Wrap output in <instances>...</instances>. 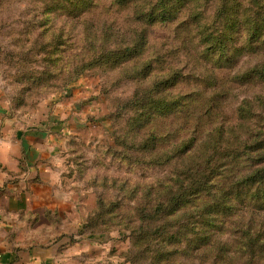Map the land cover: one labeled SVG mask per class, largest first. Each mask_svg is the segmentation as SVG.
<instances>
[{
	"label": "rangeland",
	"instance_id": "374dc122",
	"mask_svg": "<svg viewBox=\"0 0 264 264\" xmlns=\"http://www.w3.org/2000/svg\"><path fill=\"white\" fill-rule=\"evenodd\" d=\"M222 2L184 0L175 20L146 26L132 56L106 58L135 44L146 3L0 0L1 104L21 122L50 114L63 98L75 107L62 156L85 217L59 251L80 243L86 252L77 264H264L241 245L249 227L264 231V204L245 188L232 195L233 214L218 216L221 242L207 252L194 242L199 228L211 227V199L196 197L189 185L200 175L185 171L201 167L211 183L220 122L241 131L264 124V80L246 75L264 65V0H226V11ZM250 20L260 25L254 35ZM219 35L235 38L221 57L211 46ZM183 187L191 195L180 200ZM222 241L232 243L224 260L213 249Z\"/></svg>",
	"mask_w": 264,
	"mask_h": 264
},
{
	"label": "crops",
	"instance_id": "0c3cea01",
	"mask_svg": "<svg viewBox=\"0 0 264 264\" xmlns=\"http://www.w3.org/2000/svg\"><path fill=\"white\" fill-rule=\"evenodd\" d=\"M73 108L63 98L21 122L0 102V264H77L85 255L80 243L59 251L85 217L64 175Z\"/></svg>",
	"mask_w": 264,
	"mask_h": 264
},
{
	"label": "trees",
	"instance_id": "16d2710c",
	"mask_svg": "<svg viewBox=\"0 0 264 264\" xmlns=\"http://www.w3.org/2000/svg\"><path fill=\"white\" fill-rule=\"evenodd\" d=\"M113 1L119 6V8H125L131 0ZM183 1L184 0H141V2L146 3L148 7L145 9L142 4L139 7L140 10L137 14H139L140 18L145 21H143L140 28L134 29L135 37L133 41H135V44L133 46L120 45L119 47H115L117 51L114 50L115 52H111L110 54L105 55V57L110 58L113 55H121L123 58H127L132 56L136 50L142 47L141 41L144 39L143 34L146 32V26L155 22H169L175 20L180 2ZM221 1L223 2L220 10L226 11L227 7L224 4L226 0ZM230 10V15H232L235 11L234 9L232 11V8ZM251 11H254V9L247 8L245 16L250 17ZM249 23L250 24L246 25L247 30L252 31V35L256 34L260 29L259 23L255 20L252 22L250 20ZM234 41V37H228L227 40H225L222 35H219L211 39V46L215 50L221 51V54L218 55L221 57V55H225L228 47L234 44ZM249 41L250 43H248L247 46L251 47L255 44L254 41ZM230 51L231 50H229L228 53H230ZM246 75L264 80V65H258L250 69L246 72ZM139 107H141V105ZM243 110L244 106L240 109L241 121L245 118L242 115ZM220 123V125L213 129L215 133L211 135V148L213 149L211 152V158L214 160V165L211 169V183L207 181V177L205 176L206 170L201 167L187 169L184 173L185 177L189 179L200 175L198 181L195 182L194 185H189V188L194 187L197 189L196 197L201 198V196H206L211 199V204H207L208 209L211 207V218H205V222L211 221V227H207V224H204L203 227L196 231L194 239V242L197 244V249H203L205 252L208 251L206 248H211V243H216L217 240L221 242L219 235L216 232V229L221 228V222L218 216L220 214L226 216L233 214L231 213L232 206L234 207L232 195L235 191L237 192L235 198H238V192L241 188L248 189L253 192L252 196L256 199L255 202L261 201L262 204H264V124L260 123V125L253 129L248 126L247 130L241 131L239 130V126L242 124L237 125V123H234L229 130H225L227 122L224 121ZM226 134L228 135L227 138H225ZM251 157H256V160H250ZM245 162L250 163L246 164ZM229 165H233L231 172H234V168L237 170L234 175L230 176V181L227 177V168ZM203 178H206V181ZM241 183H243L244 186ZM190 195V193H187V189L183 187L180 200L185 197H190ZM170 201L172 200H169V202ZM177 201L176 198L175 202ZM244 233L241 245L242 248H245V252L249 255L252 262L255 259L258 260L259 257H263L264 231L249 227ZM231 244L232 243H229L228 241L227 243L223 242V244H215L213 249L217 247L219 256L224 260V258H226L225 253L227 251V245ZM238 248L239 247H237V249ZM249 264L251 263L249 262Z\"/></svg>",
	"mask_w": 264,
	"mask_h": 264
}]
</instances>
